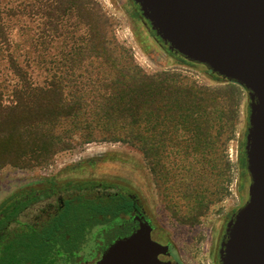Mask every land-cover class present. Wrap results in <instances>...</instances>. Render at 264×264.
<instances>
[{
	"label": "trees",
	"instance_id": "obj_1",
	"mask_svg": "<svg viewBox=\"0 0 264 264\" xmlns=\"http://www.w3.org/2000/svg\"><path fill=\"white\" fill-rule=\"evenodd\" d=\"M51 2L47 8L55 17L51 27L58 30L57 22L75 15L79 22L91 23L90 36L82 40L76 55L72 53L65 59L67 95L56 76L41 86L33 85L17 58L9 56L19 84L7 104L0 91V168L43 166L70 149L76 140L96 141L94 135L98 131L102 135L98 141L139 149L150 172L170 195L172 213L179 214L178 203L183 201L188 211L180 214L184 215L182 219L196 220L217 201L219 186L201 197L197 205L192 204L194 184L200 180V166L206 163L208 169L211 165L209 156L214 147L224 146L230 138L223 140L238 120L241 87L207 69L216 80L227 84L206 86L177 72L146 75L133 70L118 71L103 81L88 78L91 84L78 85L72 75L76 60L84 56L102 63L110 54L102 22L94 25L89 0ZM95 18L102 19L98 15ZM1 19L0 13V43L9 46V35ZM243 146L238 160L242 178L248 177ZM23 206H0V230L17 217ZM85 210L86 206H79L77 216H85ZM72 211L68 208L63 213L60 232L20 233L6 242L0 248V264H54L55 258L69 251L68 246L75 239L76 232L69 224Z\"/></svg>",
	"mask_w": 264,
	"mask_h": 264
},
{
	"label": "rangeland",
	"instance_id": "obj_2",
	"mask_svg": "<svg viewBox=\"0 0 264 264\" xmlns=\"http://www.w3.org/2000/svg\"><path fill=\"white\" fill-rule=\"evenodd\" d=\"M94 12L95 24L102 22L106 45L110 50L102 63L81 56L76 60L72 75L77 84H91L98 79L107 80L121 71L140 70L146 75L161 72H177L206 86H223L199 66L180 62L154 38L150 26L142 18L133 0H89ZM51 0H0L1 21L9 35L10 45L0 43V91L6 104L19 80L12 71L9 56L17 58L18 64L35 86L59 77L64 95H67L65 59L81 47L82 40L90 36L91 23L79 22L75 15L57 22L58 30L51 27L48 7ZM100 16L102 19L97 20ZM57 30V32H56ZM76 55V54H75ZM19 56V57H17ZM105 82V81H104ZM104 88V87H103ZM239 117L230 135L225 134L224 146L214 147L202 169L200 180L194 184V205L205 194H211L219 186L217 201L196 220L182 219L186 213L183 201L178 204V215L172 213L170 195L164 184L151 172L143 155L136 147L121 143L101 142V133L95 131V140L73 146L54 156L51 162L33 168L5 166L0 168V202L25 183L40 178H56L60 182L95 181L118 183L128 186L142 201L144 211L151 223L171 244L173 259L181 264H217V256L224 230L231 215L247 201L248 177L240 176L239 155L247 130L248 95L240 88ZM75 140V139H74ZM244 147V146H243ZM198 164L195 168H198ZM214 200V199H213ZM207 252V256L204 255Z\"/></svg>",
	"mask_w": 264,
	"mask_h": 264
},
{
	"label": "water",
	"instance_id": "obj_3",
	"mask_svg": "<svg viewBox=\"0 0 264 264\" xmlns=\"http://www.w3.org/2000/svg\"><path fill=\"white\" fill-rule=\"evenodd\" d=\"M133 2L168 51L247 92V201L226 225L218 261L264 264V0ZM151 231V225L143 223L111 244L95 264H179L159 260L169 247L152 240Z\"/></svg>",
	"mask_w": 264,
	"mask_h": 264
},
{
	"label": "flooded vegetation",
	"instance_id": "obj_4",
	"mask_svg": "<svg viewBox=\"0 0 264 264\" xmlns=\"http://www.w3.org/2000/svg\"><path fill=\"white\" fill-rule=\"evenodd\" d=\"M154 38L180 62L206 70L202 65L189 62L168 51L167 46L155 34ZM60 181L56 178H40L33 184L25 183L0 202V206H19L21 203L24 205L17 217L1 228L0 248L20 233L60 232L63 213L71 208L74 215L69 224L76 236L68 246L69 251L55 258L54 264H95L111 244L138 230L143 223L151 225L152 240L169 247V255L160 254L159 260L181 264L179 260L174 261L171 244L165 242L163 235L157 232L144 211L141 198L128 186L95 181ZM79 206H86V215L81 218L76 214ZM224 236L225 230L222 241ZM204 255L207 256V252Z\"/></svg>",
	"mask_w": 264,
	"mask_h": 264
}]
</instances>
